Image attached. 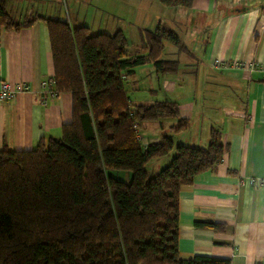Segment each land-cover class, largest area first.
<instances>
[{
    "label": "trees",
    "instance_id": "1",
    "mask_svg": "<svg viewBox=\"0 0 264 264\" xmlns=\"http://www.w3.org/2000/svg\"><path fill=\"white\" fill-rule=\"evenodd\" d=\"M156 1L167 9L193 4ZM10 2L0 0V29L45 25L50 90L71 97V116L58 139L29 151L0 149V264H230L206 255L183 260L178 251L180 190L221 162L227 152L221 133L210 129L206 148L174 145L168 136L142 143L135 125L175 119L169 129L181 133L189 122L176 102L132 104L124 88L146 63L157 76L176 74L178 62L161 55L163 42L186 51L177 35L160 22L139 33L145 54L129 57L121 31L92 35L84 25L36 12L15 21ZM173 151L166 167L147 172L148 162ZM109 172H128L130 181ZM194 227L224 231L214 222Z\"/></svg>",
    "mask_w": 264,
    "mask_h": 264
},
{
    "label": "crops",
    "instance_id": "2",
    "mask_svg": "<svg viewBox=\"0 0 264 264\" xmlns=\"http://www.w3.org/2000/svg\"><path fill=\"white\" fill-rule=\"evenodd\" d=\"M145 5L157 12L164 11L149 1ZM187 10L194 14V19L199 18V26H208L209 19L212 24L201 45V58L196 60L185 51L197 66L184 94L185 101L181 97L154 100L159 89H151L147 90L153 99L151 103L176 102L180 117L189 122L186 131L191 129L193 117L198 115L195 96L200 91L192 83L202 75L198 74L199 62L212 67V76L203 73L208 79L228 82L236 88L244 85L245 92L231 106L222 108L220 120L214 118L204 128L199 122L198 130L188 138L192 143L184 144L206 148L210 129H216L227 152L212 171L197 175L191 185L180 190L179 257L188 260L206 255L228 259L230 264H264V184L251 183L264 182V73L259 69L264 65V0H193ZM171 13L172 17L176 14ZM67 20L72 23L70 15ZM216 61L218 68L214 66ZM249 65L255 69L250 71ZM153 74L157 80L154 71ZM51 77L49 41L42 22L18 31L0 29V83L22 82L29 87V92L18 94L14 100L0 102V149L29 151L41 140L60 137L62 125L70 121L71 97L50 95ZM161 77L169 82L173 76ZM43 83L45 90L40 94ZM168 90L174 98V86ZM41 97L45 105L41 104ZM152 123L163 128L160 122ZM156 141L157 137L149 142ZM173 155L157 161L166 166ZM194 222L221 224L224 231L196 229Z\"/></svg>",
    "mask_w": 264,
    "mask_h": 264
},
{
    "label": "rangeland",
    "instance_id": "3",
    "mask_svg": "<svg viewBox=\"0 0 264 264\" xmlns=\"http://www.w3.org/2000/svg\"><path fill=\"white\" fill-rule=\"evenodd\" d=\"M148 1L164 11L157 12V10L146 8L145 4ZM9 12L15 21H19L23 16L33 12L65 21H67V15H70L73 26L84 25L90 29L92 35H112L116 31H121L126 39V53L129 57L145 54L142 50L139 33L143 30L153 31L159 21L175 33L186 50L194 55L196 60H199L201 58V45L205 43L207 33H209L207 30L212 24V20L209 19L208 26L204 24V27H201L198 24L199 18L194 19L192 17L194 14H190L187 9L163 8L156 0H11ZM171 12H176L174 17H172ZM151 18L155 23L154 27L151 25L153 23ZM163 47L161 60H176L179 64L178 72L172 75L171 81L166 82L165 77L158 76L157 80L153 78V69L149 63L138 67L135 70V76L127 78L124 83L126 94L132 104H149L153 99H164V97L167 100L181 97V101H185L184 94H186L189 81L193 80L194 70L197 67L195 61L192 62L185 51H178L168 42H163ZM203 64L201 62L198 64L200 68L198 74L202 75H198L195 84L192 83V85H196L200 93L195 96V110L198 115L193 117L191 129L174 133L170 131L169 127L174 125L176 120L169 118L157 121V123H162L163 128L152 122H142L138 124L142 143L149 142L156 137L160 140L162 136H168L173 140L174 145L190 144L192 142L188 138L191 132L198 130L201 124L204 128L208 123L213 122L214 118L220 120L222 108L231 106L233 102L237 101L235 98L240 97L245 92L244 85H241V88H236L228 82H220L213 78L208 79L203 73L206 76L209 74L212 76L213 69L210 65ZM214 66L219 67L217 61ZM172 85L176 90V93L173 94L174 98L168 90L169 86ZM151 89H159L156 98L152 99L148 95L147 90ZM133 97L137 98L134 99ZM172 153L174 154V151ZM160 162L162 161L152 160L148 162L146 164L147 172L154 175L168 165L161 166ZM109 174L124 183L130 181L128 172H109Z\"/></svg>",
    "mask_w": 264,
    "mask_h": 264
},
{
    "label": "built area",
    "instance_id": "4",
    "mask_svg": "<svg viewBox=\"0 0 264 264\" xmlns=\"http://www.w3.org/2000/svg\"><path fill=\"white\" fill-rule=\"evenodd\" d=\"M220 66V65H219ZM250 71H253L255 69V67L253 65H249L247 67ZM263 73H264V65L261 66L259 68ZM45 90V84H41L40 86V94L43 93ZM24 92H29V87L27 86V84L25 83H22V82H17L13 85H9L8 83L6 82H1L0 83V102H8V101H11V100H14L15 97L18 95V94H21V93H24ZM49 94L50 95H54L51 90L49 91ZM40 102L42 105H45L46 101L43 97H41L40 99ZM135 128V132H136V136L137 138H139L141 141V136H140V133L136 127V125L134 126ZM251 183L253 184H264V182H261V181H252Z\"/></svg>",
    "mask_w": 264,
    "mask_h": 264
}]
</instances>
